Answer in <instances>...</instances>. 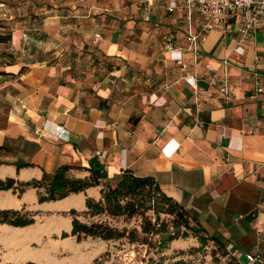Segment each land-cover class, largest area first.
Masks as SVG:
<instances>
[{
  "label": "crops",
  "instance_id": "obj_1",
  "mask_svg": "<svg viewBox=\"0 0 264 264\" xmlns=\"http://www.w3.org/2000/svg\"><path fill=\"white\" fill-rule=\"evenodd\" d=\"M111 3L0 0V37L10 39L0 41V180L18 187L63 165L83 168L69 176L86 179L97 158L105 182L116 185L126 170L153 177L210 234L231 240L246 264L249 253L264 259V25L242 59L233 54L230 18L194 55L184 15L169 13L165 1L149 22L135 0ZM225 81L236 90L231 101L219 91ZM101 190L44 203L32 187L0 191V211L36 220L0 224V263L37 255L32 246L50 237L69 239L68 213L85 212L88 198L101 201Z\"/></svg>",
  "mask_w": 264,
  "mask_h": 264
},
{
  "label": "trees",
  "instance_id": "obj_2",
  "mask_svg": "<svg viewBox=\"0 0 264 264\" xmlns=\"http://www.w3.org/2000/svg\"><path fill=\"white\" fill-rule=\"evenodd\" d=\"M9 41V37L0 41ZM31 163H19L18 168L31 167ZM83 169L74 165L60 166L50 176L46 172L40 181L19 183L13 179L0 180V191L13 190L22 194L26 188H35L40 203L60 201L71 194L85 192L88 188L101 186V201L88 198L87 210L80 213L71 210V233L63 232L62 239L74 237L78 243L89 238L106 242L125 240L130 245H145L150 251L161 254L167 251L170 244L179 238H196L201 247H206L211 241L216 247L228 254V245L231 240L214 233L210 234L199 221L198 217L188 211L174 198L168 196L153 177H138L132 171H123L116 185L112 186L105 180L108 178L105 166L97 159L90 161V177L86 179L71 178V170ZM168 216L172 220L162 218ZM81 217H88L91 221L85 222ZM122 220L125 224L138 221L135 228L122 229L112 225L113 220ZM32 214L24 211H0V224L14 227H27L35 224ZM184 229V231H183ZM239 250L236 245L233 251ZM103 256L96 258L93 264H104ZM232 264H244L233 257ZM34 264V263H29ZM162 264V263H158ZM175 264H186L178 261Z\"/></svg>",
  "mask_w": 264,
  "mask_h": 264
},
{
  "label": "rangeland",
  "instance_id": "obj_3",
  "mask_svg": "<svg viewBox=\"0 0 264 264\" xmlns=\"http://www.w3.org/2000/svg\"><path fill=\"white\" fill-rule=\"evenodd\" d=\"M118 4L119 0H112L111 6L117 8ZM162 218L172 220L165 215ZM81 220L88 222L92 219L81 217ZM111 223L120 229L124 227L133 229L138 221L133 220L125 224L118 219ZM32 248L33 251L38 250L37 255L30 252V255L24 258L4 260L12 264H93L96 257L103 256L104 264H175L178 261H184L186 264H232V258L236 257L244 264L247 262L242 260L235 251L229 249V245L227 248L229 253L225 254L211 241L206 247H201L200 242L191 235L174 241L169 249L161 254L150 251L145 245H130L125 240L102 242L87 239L77 243L74 237L63 241L56 236L48 238L42 245H33Z\"/></svg>",
  "mask_w": 264,
  "mask_h": 264
},
{
  "label": "built area",
  "instance_id": "obj_4",
  "mask_svg": "<svg viewBox=\"0 0 264 264\" xmlns=\"http://www.w3.org/2000/svg\"><path fill=\"white\" fill-rule=\"evenodd\" d=\"M166 2L169 13H182L187 22V51L194 55L198 52L199 44L204 41L207 35L214 30L217 25H225L228 19L235 26L236 46L233 54L239 60L246 56L247 48L254 44L257 29L264 25V0H135V4L142 8L144 20H151V12L157 3ZM231 33L233 31L230 30ZM100 35H96V40ZM168 50L178 53L175 60L182 63L181 50H177L170 37L167 39ZM229 60L224 64L228 66ZM188 81H194L190 79ZM192 83V82H190ZM219 91L224 99L231 101L236 97V90L231 88L225 81ZM258 93L263 92L258 88ZM256 96L252 95V99ZM229 249L234 250V245L229 244ZM237 254V251H235ZM251 264H261L264 259L259 252L246 255Z\"/></svg>",
  "mask_w": 264,
  "mask_h": 264
}]
</instances>
